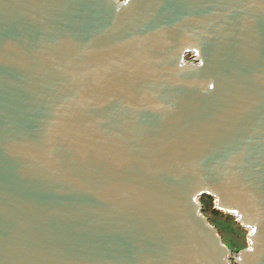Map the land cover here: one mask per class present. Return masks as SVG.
Returning a JSON list of instances; mask_svg holds the SVG:
<instances>
[{
	"label": "water",
	"instance_id": "1",
	"mask_svg": "<svg viewBox=\"0 0 264 264\" xmlns=\"http://www.w3.org/2000/svg\"><path fill=\"white\" fill-rule=\"evenodd\" d=\"M0 264H264V0H0Z\"/></svg>",
	"mask_w": 264,
	"mask_h": 264
},
{
	"label": "trees",
	"instance_id": "2",
	"mask_svg": "<svg viewBox=\"0 0 264 264\" xmlns=\"http://www.w3.org/2000/svg\"><path fill=\"white\" fill-rule=\"evenodd\" d=\"M201 202L203 203V213L208 216L210 222L219 230L224 242L230 248L240 251L247 247L245 231L241 229V225L235 220L234 216L215 209L213 197L203 196ZM228 232H237L235 233L237 234V240L233 241L231 237H228Z\"/></svg>",
	"mask_w": 264,
	"mask_h": 264
},
{
	"label": "rangeland",
	"instance_id": "3",
	"mask_svg": "<svg viewBox=\"0 0 264 264\" xmlns=\"http://www.w3.org/2000/svg\"><path fill=\"white\" fill-rule=\"evenodd\" d=\"M188 60H191L192 59V55H188ZM200 201H201V199H200ZM214 204H215V200H214ZM225 214H227V213H225ZM222 218H226V217H222ZM235 220H236V217H235ZM241 229H243L244 231H245V237H246V244L248 245V234L251 232V230L250 229H246V228H241ZM235 233H237V232H232V233H227V235H228V237H231V239H233V241L234 240H237V234H235ZM233 250V255L235 256L236 255V253H238V251L237 250H234V249H232ZM232 261H234V259H232Z\"/></svg>",
	"mask_w": 264,
	"mask_h": 264
}]
</instances>
